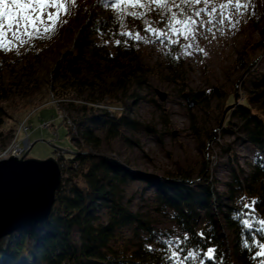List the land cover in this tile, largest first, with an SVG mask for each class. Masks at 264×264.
I'll use <instances>...</instances> for the list:
<instances>
[{"label":"trees","instance_id":"trees-1","mask_svg":"<svg viewBox=\"0 0 264 264\" xmlns=\"http://www.w3.org/2000/svg\"><path fill=\"white\" fill-rule=\"evenodd\" d=\"M82 1L68 2L66 17L76 23L74 29L59 25L50 36L52 41L43 45L32 33L20 47L25 64L36 70V83L22 84L23 98L16 92L20 81L8 77L0 60V127L6 117L12 118L4 102L15 107L19 98L24 102L18 104L24 107L37 95L50 94L79 128L74 135L72 125H66L79 149L68 158L65 154L58 157L64 181L49 216L0 238V264H175L165 258L173 237L182 238L174 247L182 243L187 250L182 264H264V88L247 98L257 102V107L239 102L229 110L225 124L237 117L240 132L257 149L250 172L233 161L227 192L222 195L213 188L206 163L197 182L183 169L166 179L152 178L157 184L156 202L174 225L173 229L153 230L143 214L122 203L119 190L133 176L141 175L113 156L85 148L100 145L93 128L96 119L100 118L107 140L120 136L123 128L133 130L141 125L130 117V104L117 95L129 80L142 86L150 72L135 51L130 30L145 28L153 16L171 22L186 0H161L151 12L127 0H85L79 16ZM110 37L119 41L114 51L100 42ZM166 55L168 69L176 75L178 52L171 50ZM201 95L198 91L193 96ZM231 97L234 93H227L224 106ZM111 104H121V109L109 111L105 106ZM74 163L77 170H73ZM100 207L107 209L106 219L98 214ZM125 228L133 236L121 237V241L120 231ZM208 248L215 250L211 258L205 255Z\"/></svg>","mask_w":264,"mask_h":264},{"label":"rangeland","instance_id":"rangeland-1","mask_svg":"<svg viewBox=\"0 0 264 264\" xmlns=\"http://www.w3.org/2000/svg\"><path fill=\"white\" fill-rule=\"evenodd\" d=\"M127 1L151 12L161 0ZM68 2L63 0L65 8L54 30L48 22L38 23L37 32L25 28L22 21L12 29L5 24L6 34L0 39V45L6 47H0V60L8 77L20 81L16 89L18 97L23 98L22 84L28 80L36 83V70L25 64L20 47L28 42L32 33L43 45L52 41L50 36L56 33L59 25L74 29L76 23L66 17ZM47 11L55 10L49 8ZM79 16L75 15L76 22ZM130 32L133 33L130 37L135 39V51L150 67V72L145 75L142 86L129 80L126 89H121L117 95L130 104V117L141 125L133 130L123 128L120 136L107 140L100 118L96 119L93 128L101 139L100 145L85 149L113 156L140 174L141 177L133 176L120 186L122 203L131 211L143 214L153 230L173 229L170 218L156 202L157 184L152 178L166 179L169 174L183 169L197 182L201 167L206 163L213 188L222 195L227 192L233 161L249 173L257 156L255 146L240 132L237 117L226 125L233 106L247 102L257 107V102H248L247 98L264 88V0H186L171 22L163 23L153 16L145 28ZM100 42L109 51H114L117 45L114 37ZM171 50L179 55L175 63L176 75L168 69L170 62L166 54ZM157 90L166 93L165 99L160 98ZM198 91L202 95L193 96ZM231 92L234 97L224 106L225 97ZM16 100L15 107L3 103L12 118L6 117L0 127L4 133L0 135V151L7 146L20 145L27 137L31 141L27 157L58 159L65 154L68 158L78 151L67 126L72 125L74 135L79 128L71 124L69 113L52 95L39 94L24 107V101ZM105 107L117 111L121 104ZM24 122L29 126L27 130L23 128ZM73 170H77L75 163ZM75 180L81 182L80 178ZM97 212L102 219L107 218L105 207ZM72 234L77 240V231L73 230ZM132 236V231L125 228L120 231L119 238L126 240Z\"/></svg>","mask_w":264,"mask_h":264},{"label":"water","instance_id":"water-1","mask_svg":"<svg viewBox=\"0 0 264 264\" xmlns=\"http://www.w3.org/2000/svg\"><path fill=\"white\" fill-rule=\"evenodd\" d=\"M157 94L162 100L166 97L160 90ZM27 153L0 159V238L46 219L63 186L56 157L37 159Z\"/></svg>","mask_w":264,"mask_h":264},{"label":"snow or ice","instance_id":"snow-or-ice-1","mask_svg":"<svg viewBox=\"0 0 264 264\" xmlns=\"http://www.w3.org/2000/svg\"><path fill=\"white\" fill-rule=\"evenodd\" d=\"M119 2L120 0H117V3ZM49 8L55 11H47ZM64 8L63 0H0V39H3L6 34L4 31L5 24L8 25L9 29H12L13 25H18L21 21L25 28H31L33 32L38 31L37 25L42 22H48L54 30L61 16V10ZM45 31L48 29L46 28ZM0 47L6 46L0 45ZM201 235L203 234L201 233ZM181 239L180 237H173L168 241L165 258L174 261L175 264H182L183 254L187 251L182 247V243L181 246L174 247ZM214 251L213 248H208L205 255L211 258ZM192 256L193 253H189L188 258H192ZM200 264L203 262L200 261Z\"/></svg>","mask_w":264,"mask_h":264},{"label":"built area","instance_id":"built-area-1","mask_svg":"<svg viewBox=\"0 0 264 264\" xmlns=\"http://www.w3.org/2000/svg\"><path fill=\"white\" fill-rule=\"evenodd\" d=\"M26 122V120H25ZM25 122L23 125L24 130H27V126L25 125ZM31 147V141L27 138H24L21 140L20 145H12V146H7L6 149L0 151V159L2 158H8L10 155H15L21 157L23 154L28 152V150Z\"/></svg>","mask_w":264,"mask_h":264},{"label":"bare ground","instance_id":"bare-ground-1","mask_svg":"<svg viewBox=\"0 0 264 264\" xmlns=\"http://www.w3.org/2000/svg\"><path fill=\"white\" fill-rule=\"evenodd\" d=\"M28 120H26V122H27ZM27 127H29L28 125H26Z\"/></svg>","mask_w":264,"mask_h":264}]
</instances>
